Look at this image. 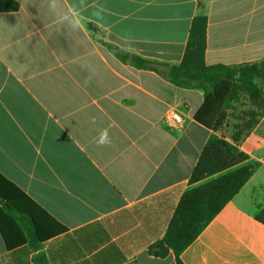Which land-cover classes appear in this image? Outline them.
<instances>
[{
  "label": "crops",
  "instance_id": "1",
  "mask_svg": "<svg viewBox=\"0 0 264 264\" xmlns=\"http://www.w3.org/2000/svg\"><path fill=\"white\" fill-rule=\"evenodd\" d=\"M15 1L0 12V173L66 231L37 250L9 247L0 231V264H36L39 254L48 264H176L148 247L181 195L217 175L188 182L214 133L194 120L203 91L169 72L197 15L206 16L205 65L264 59V0ZM238 150L247 159L234 168L252 173L182 264H264V114ZM21 230L7 228V241Z\"/></svg>",
  "mask_w": 264,
  "mask_h": 264
},
{
  "label": "trees",
  "instance_id": "2",
  "mask_svg": "<svg viewBox=\"0 0 264 264\" xmlns=\"http://www.w3.org/2000/svg\"><path fill=\"white\" fill-rule=\"evenodd\" d=\"M18 7L15 0H0V12L16 11ZM87 28L101 33L95 24L88 23ZM205 43L206 16L197 15L191 21L183 57L169 72L174 84L203 91V102L194 120L214 133L203 146L188 182L195 184L217 175L181 195L162 238L148 247V254L158 258L171 252L176 264H182L180 254L250 177L252 165L234 168L247 159L238 145L264 114V91L259 85L264 83V59L238 66H207L204 64ZM136 60L132 59L137 66L145 65V61ZM244 101L249 108L243 116L235 117L242 124L233 123L228 137L224 128L233 117L235 107ZM256 220L264 224V208L256 215ZM22 225H25V233L21 232L18 242L7 241L5 230H21ZM0 231L9 247L28 242L37 250L44 241L63 233L66 228L0 173ZM34 260L36 264H48L40 254Z\"/></svg>",
  "mask_w": 264,
  "mask_h": 264
},
{
  "label": "rangeland",
  "instance_id": "3",
  "mask_svg": "<svg viewBox=\"0 0 264 264\" xmlns=\"http://www.w3.org/2000/svg\"><path fill=\"white\" fill-rule=\"evenodd\" d=\"M249 108V105H248V102L247 101H244V102H241L240 104H238L236 107H235V110H233V117H231L229 119V123H228V126L226 128H224V133L229 137L230 135V131L232 129L231 125L233 123H239V124H242L241 121L238 120H235L236 118L235 117H241L243 116V112L246 111L247 109Z\"/></svg>",
  "mask_w": 264,
  "mask_h": 264
},
{
  "label": "water",
  "instance_id": "4",
  "mask_svg": "<svg viewBox=\"0 0 264 264\" xmlns=\"http://www.w3.org/2000/svg\"><path fill=\"white\" fill-rule=\"evenodd\" d=\"M150 66L160 72H167L169 70V67L167 65L160 63H151Z\"/></svg>",
  "mask_w": 264,
  "mask_h": 264
},
{
  "label": "built area",
  "instance_id": "5",
  "mask_svg": "<svg viewBox=\"0 0 264 264\" xmlns=\"http://www.w3.org/2000/svg\"><path fill=\"white\" fill-rule=\"evenodd\" d=\"M167 117L175 125H179L180 124V118L175 112H170Z\"/></svg>",
  "mask_w": 264,
  "mask_h": 264
},
{
  "label": "clouds",
  "instance_id": "6",
  "mask_svg": "<svg viewBox=\"0 0 264 264\" xmlns=\"http://www.w3.org/2000/svg\"><path fill=\"white\" fill-rule=\"evenodd\" d=\"M78 28V26H77ZM87 83V81H86ZM101 144H104V143H107L108 142V137H107V131H105L102 135H101V138H100V141H99Z\"/></svg>",
  "mask_w": 264,
  "mask_h": 264
}]
</instances>
